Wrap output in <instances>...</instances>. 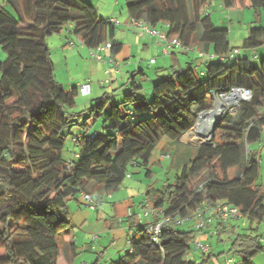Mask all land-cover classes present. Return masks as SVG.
Instances as JSON below:
<instances>
[{
    "label": "trees",
    "instance_id": "obj_1",
    "mask_svg": "<svg viewBox=\"0 0 264 264\" xmlns=\"http://www.w3.org/2000/svg\"><path fill=\"white\" fill-rule=\"evenodd\" d=\"M213 1L125 0L130 18L155 28L167 23L168 36L215 57L201 58V69L170 65L153 85L151 100L135 96V75L144 71H132L123 98L116 101L106 93L95 99L83 122L82 111H71L79 90L65 92L56 80L46 38L72 24L83 45L93 50L109 42L114 56L122 47L115 39L117 23L100 16L86 0H7L8 7L0 6V48L6 54L0 61V264H70L76 246L68 202L90 182L108 193L118 190L130 166H149L160 136L183 144L199 113L207 109L210 93L232 87L248 88L251 98L226 114L211 143L195 146L173 180L151 195L148 190L145 201L170 217L223 201L240 208L236 218L264 220V191L257 184L259 151L250 148L254 142L264 145V58L255 65L248 57L228 56L234 48L264 46V27H250L240 47L230 46L228 30L211 20ZM220 1L226 8L245 6L264 14V0ZM90 116L104 117L102 131L86 130ZM76 124L85 130L72 135L79 150L67 160L62 156L64 131ZM200 174L201 183L192 188ZM175 226L165 222L154 240L147 223H139L129 251L110 264H198L187 254L197 231ZM216 227L218 235L228 232L225 224ZM233 236L232 250L241 254L242 264H254L253 255L264 253L263 236ZM90 264H99V257Z\"/></svg>",
    "mask_w": 264,
    "mask_h": 264
},
{
    "label": "rangeland",
    "instance_id": "obj_2",
    "mask_svg": "<svg viewBox=\"0 0 264 264\" xmlns=\"http://www.w3.org/2000/svg\"><path fill=\"white\" fill-rule=\"evenodd\" d=\"M92 4L100 16L103 17H114L116 19V34L115 39L120 42L131 41L132 38L130 34L132 32V27L125 23L124 17L127 16V11L125 7V0H86ZM205 8V7H204ZM204 8L201 9V13L204 11ZM209 12L211 15V20L217 28H225L228 30L229 43L232 47H240L242 40L247 36L249 28L252 26H263L264 27V14L256 12L252 8L248 7H234V8H225L223 7L220 0H214L209 6ZM158 29L161 27L158 26ZM57 34L51 35L46 38L47 44L50 48V57L54 63V75L58 82L68 81L72 87H80L82 84L91 85L92 91L89 93H83L81 90L78 91V95L75 98V106L72 108V112L82 111L83 116L81 122L89 116L88 109L95 104V99L102 97L104 94L108 93L116 101H120L123 98V95L129 90V75L132 71H137L142 69L144 75L136 73L135 81L139 89L135 90V96L137 98H144L145 100L152 99V87L157 83L162 75L167 74L170 70V64L164 65V59L166 58L162 53L153 54V51H144L143 47H133V50L137 51L134 61L133 56H127L123 62L115 67L114 65L107 64L106 59L103 58L99 61L96 60L90 54V49L83 45L75 35L73 37V44L69 43L60 45L57 43ZM127 48V47H126ZM240 51V57H248L253 64L259 65L261 63V56L258 52L264 51V46L258 48V52L251 49H242L238 48ZM178 58L182 61L188 55L192 57H198L197 51L198 46L192 47V50H186V54L181 53L182 50H178ZM257 53L258 56L255 57ZM103 54L100 52V55ZM130 55V54H129ZM158 58L157 64L153 59L154 56ZM158 55V56H157ZM6 54L0 48V61L4 60ZM169 58V57H167ZM136 62V65L133 67L129 65L130 61ZM153 60V61H152ZM129 61V62H128ZM141 63V66L140 64ZM109 68V74H105L104 70ZM117 70V71H116ZM118 72V73H117ZM105 79H108L109 82H104ZM66 84V85H68ZM239 100L236 102L238 103ZM234 103V102H233ZM214 100L208 99L207 109L208 111L214 107ZM236 104H228L229 114H234ZM227 114V113H226ZM88 132L90 134L97 131H102L104 123V117L94 118L89 117L86 119ZM198 128V127H197ZM196 125L189 131L187 134L186 144H178L171 142L164 136H160L159 142L154 148L151 157L150 164L147 168L142 166H130L129 173H132L131 181L125 180L126 182H134L141 184L144 188L141 190V194H137L135 188H127L126 191L121 192V190L114 191L113 194H116V199L118 200L121 197L132 196L136 202L140 198H144L145 189L149 186V194L153 193L154 189H159L167 181H172L175 177L177 167L179 164L184 163L195 153V146L209 144L211 143V133L212 131H206L204 134L202 131L201 135H196L195 131ZM85 129L80 125H73L69 129L65 130L64 133L67 135L64 148L62 149V156L64 159L74 158V153L79 150L72 141V135L83 132ZM70 133L71 135H69ZM264 135V130H263ZM199 136V137H198ZM251 149L259 151V177L257 184L264 191V145L254 142L250 144ZM150 170V176L146 175V170ZM203 174H200L197 178L192 181L191 187H196L202 181ZM120 193V194H119ZM145 197H148L146 194ZM112 199L111 201H114ZM90 211V210H89ZM94 214V211H90ZM233 224L237 229L239 234L243 235H261L264 237V220L261 222L251 221L245 217L234 218ZM100 228H103L102 223L98 222L96 225L95 232H99ZM177 230L187 231L190 229V222H185L181 225H176ZM75 229V228H74ZM105 236V235H104ZM234 236L230 232L220 233V235H210L206 233H201L200 240L202 242H207L210 244L212 251V256L207 258L202 256L199 250H195L193 244L188 250V257L193 258L198 264H242V256L240 253L232 250L231 241ZM261 243H264V238L261 239ZM107 243L104 240L100 244L94 243L96 250L91 252H86L83 254V257L86 258V261L92 263L94 259L97 258L98 251H101ZM61 245H64L61 242ZM107 257V256H106ZM106 257L99 259V264H105ZM82 258V256H81ZM230 259V262L228 260ZM254 264H264V253L257 252L252 257ZM81 259L78 260V262ZM77 262V263H78ZM87 262V263H88Z\"/></svg>",
    "mask_w": 264,
    "mask_h": 264
},
{
    "label": "crops",
    "instance_id": "obj_3",
    "mask_svg": "<svg viewBox=\"0 0 264 264\" xmlns=\"http://www.w3.org/2000/svg\"><path fill=\"white\" fill-rule=\"evenodd\" d=\"M6 2L7 0H0V6L8 7ZM124 20L125 23H128V21L130 20V16L128 15V13L127 16L124 17ZM160 29H163V27H161ZM133 33H134L133 35L130 34L132 40L126 43L123 42L121 50L118 54L111 56L108 50L102 51L103 54L100 55L102 58V62H104L103 61L104 58L106 59L107 64L109 63L116 67V64L120 65L123 62V60L127 58V56H131L130 58H132L133 56V60L136 61L135 59L137 57H135V55L137 51L133 50V47H136L137 49H139V47H143L144 51L152 50L153 54L162 53L161 46L159 43L156 42L154 36L149 34L138 36L136 35L135 32ZM57 35L59 36V38L57 37L56 42L60 43V45H64L66 43L68 44V41L73 42L74 39L72 35L75 34L73 32L72 24L68 25ZM77 39L80 41L78 37ZM205 48L208 49L209 51H211L212 49L211 46L208 47L205 46ZM259 50L260 49H257L256 51L258 52ZM174 52L179 53V51L177 50H171L168 54L162 53L166 57L163 61L164 65L170 64V65L182 66V67L196 66L198 69L202 68L203 60L201 58L192 57L188 55V57L184 58V60L182 61L180 58H178L177 54H173ZM258 53L260 54L261 57L264 56V51H260ZM131 54H135V55H131ZM153 59L155 61V64H157L158 58L154 56ZM128 60L130 61V62L128 61L130 63L129 65H132L133 67L136 65V62H138V61L136 62L131 61L130 59ZM139 64L141 66V63ZM60 83L63 86L65 92H68L72 88V86L68 84L69 83L68 81L65 82L63 81ZM77 88L78 90H80V87ZM91 91H92V87L91 85H89V90L83 93H88V92L90 93ZM202 133L204 134L203 129H202ZM183 144H186V146L188 145L185 141H183ZM77 152L74 153V157L78 154ZM69 159L71 158H67V160ZM131 179H132V173H130V175L125 177V179L122 182V185L118 190H121V192H123L126 191L127 188L131 187L137 190V194L143 196V194L140 193L141 190L144 188L141 184H137L134 182L125 183V180L131 181ZM148 190H149V186L144 191L145 195ZM116 194H118V192H116L115 194H113V192L108 193L104 190V188L101 185H98L95 182H90L87 185L86 189L77 195L76 199L70 200L68 202L67 206L73 223V230H74L73 238L76 246L75 256L70 257L69 260L70 264H90L88 261H86V258L83 257V254H85L88 251L91 252L93 250H96V246L94 245V243L100 244L102 240H104V242L107 244L104 247L99 246V248L102 249L101 251H98L97 257H99L100 259L107 256L105 264H110L111 261L119 259L125 252L129 251V240L137 232V225L140 223V220L142 222L148 221V219L145 218L144 216L142 217V219H140V215H139L142 210L143 202H145L147 197H145L144 195V198L142 199L140 198V200L136 202L132 196L121 197L117 200ZM86 195H90L93 201L97 202V205L94 209H92L86 203L85 201ZM112 199L115 200L111 201ZM89 210L94 211V214ZM98 222H100V225L102 223L103 228H100L99 230L101 234H104L105 236L100 235L99 232H95L94 228L96 227V225H98ZM191 225L192 222H190V227ZM226 226H227L226 231L230 232L232 236L238 233L237 229L233 224V220H231L229 224H227ZM216 234H218V232ZM66 252L69 254V250H67ZM79 259L81 260L78 262ZM95 260L96 259H94L93 262Z\"/></svg>",
    "mask_w": 264,
    "mask_h": 264
},
{
    "label": "built area",
    "instance_id": "obj_4",
    "mask_svg": "<svg viewBox=\"0 0 264 264\" xmlns=\"http://www.w3.org/2000/svg\"><path fill=\"white\" fill-rule=\"evenodd\" d=\"M111 21L116 22V19L110 18ZM129 25L134 29V32L138 36H143L144 34H149L155 37V40L157 43L161 46V52L163 54H168L171 50H192V47H184L177 36H168V34L165 31V28L168 27L167 23H162L163 29H158L155 27H151L144 23L142 20H137L130 18ZM117 23V22H116ZM69 43H72V41H69ZM110 48V43L106 42L104 44H101L96 49L90 50L91 56H93L96 60H101L100 52L104 50H108ZM240 51L238 48H234L229 54V57H235L239 56ZM198 58H202L203 60H211L215 57L213 53H204L201 51H197ZM258 55L255 54V57ZM222 58V57H221ZM262 58V57H261ZM264 58V56H263ZM153 61V60H152ZM117 65V64H116ZM109 68L105 69V73L109 74ZM108 79H105L104 82H108ZM80 90L82 92H87L89 90V85L84 84L80 86ZM235 94L238 96V98L234 101L238 107L239 102L243 100H249L251 98V92L248 88L244 87H232L227 92H211L208 96L209 101L219 100L223 95L226 94ZM239 100L238 103H236ZM211 110V109H210ZM229 110V107H228ZM209 111V110H208ZM208 111H202L199 113L196 124L201 120L202 114ZM228 114V111H227ZM226 114H224L225 116ZM213 133H211V136ZM199 137V136H198ZM85 201L92 209H94L97 205V202L93 201L90 195L85 196ZM140 219L144 216L148 219L146 222H142L140 220V223H147V230L148 232L152 233L153 239H157V235L160 231V227L165 222H171L174 225H181L185 222H192L191 228L195 231H197V234L192 239L191 244H193L195 250H199L202 253H207L210 251V244L207 242H202L200 240L201 233H206L210 235H215L218 232L217 229V223L222 224H229V222L236 217L240 216V208L238 206L225 203L223 201H216L213 204H203L198 206L195 210H193L191 213L186 214L185 216H166L162 214L161 209L154 208L152 204L149 201H145L142 206V210L140 212ZM230 262V259L228 260Z\"/></svg>",
    "mask_w": 264,
    "mask_h": 264
},
{
    "label": "bare ground",
    "instance_id": "obj_5",
    "mask_svg": "<svg viewBox=\"0 0 264 264\" xmlns=\"http://www.w3.org/2000/svg\"><path fill=\"white\" fill-rule=\"evenodd\" d=\"M238 98L235 94H226L223 95L219 100H216L214 103V107L209 110L208 112H205L202 114L201 120L197 123L195 131L197 132L196 135H201L200 131L205 133L206 131H212L213 125L215 123V120L228 111V104L233 103ZM198 127V128H197ZM189 132V131H188ZM188 134V133H187Z\"/></svg>",
    "mask_w": 264,
    "mask_h": 264
},
{
    "label": "water",
    "instance_id": "obj_6",
    "mask_svg": "<svg viewBox=\"0 0 264 264\" xmlns=\"http://www.w3.org/2000/svg\"><path fill=\"white\" fill-rule=\"evenodd\" d=\"M223 117H224V115L221 116V117H219V118H217V119L215 120V123H214V125H213V129H212V133L214 132V130H215L216 127L218 126L219 122L223 119Z\"/></svg>",
    "mask_w": 264,
    "mask_h": 264
},
{
    "label": "clouds",
    "instance_id": "obj_7",
    "mask_svg": "<svg viewBox=\"0 0 264 264\" xmlns=\"http://www.w3.org/2000/svg\"><path fill=\"white\" fill-rule=\"evenodd\" d=\"M195 124H196V123H195ZM194 126H195V125H194ZM194 126H193V127H194Z\"/></svg>",
    "mask_w": 264,
    "mask_h": 264
}]
</instances>
